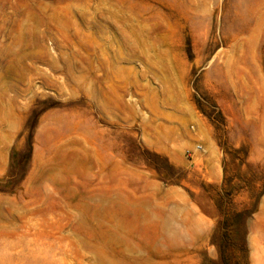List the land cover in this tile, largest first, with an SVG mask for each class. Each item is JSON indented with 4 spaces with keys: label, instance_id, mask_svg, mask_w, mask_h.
Returning a JSON list of instances; mask_svg holds the SVG:
<instances>
[{
    "label": "rangeland",
    "instance_id": "rangeland-1",
    "mask_svg": "<svg viewBox=\"0 0 264 264\" xmlns=\"http://www.w3.org/2000/svg\"><path fill=\"white\" fill-rule=\"evenodd\" d=\"M220 251L264 264V0H0V264Z\"/></svg>",
    "mask_w": 264,
    "mask_h": 264
},
{
    "label": "trees",
    "instance_id": "trees-1",
    "mask_svg": "<svg viewBox=\"0 0 264 264\" xmlns=\"http://www.w3.org/2000/svg\"><path fill=\"white\" fill-rule=\"evenodd\" d=\"M246 217H247V214H244V213H238L235 215V220L232 223V230L234 232V238H233L234 244L235 242L236 243L240 242L241 246L245 244L246 232L243 231V226H244V221ZM219 253H220V258L217 264H226V258L224 256V253L221 251Z\"/></svg>",
    "mask_w": 264,
    "mask_h": 264
},
{
    "label": "built area",
    "instance_id": "built-area-1",
    "mask_svg": "<svg viewBox=\"0 0 264 264\" xmlns=\"http://www.w3.org/2000/svg\"><path fill=\"white\" fill-rule=\"evenodd\" d=\"M200 148V147H199Z\"/></svg>",
    "mask_w": 264,
    "mask_h": 264
}]
</instances>
